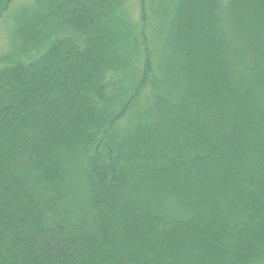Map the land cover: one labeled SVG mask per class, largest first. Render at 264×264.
I'll return each mask as SVG.
<instances>
[{
	"label": "trees",
	"instance_id": "16d2710c",
	"mask_svg": "<svg viewBox=\"0 0 264 264\" xmlns=\"http://www.w3.org/2000/svg\"><path fill=\"white\" fill-rule=\"evenodd\" d=\"M137 1L15 13L0 264H264V0Z\"/></svg>",
	"mask_w": 264,
	"mask_h": 264
},
{
	"label": "rangeland",
	"instance_id": "374dc122",
	"mask_svg": "<svg viewBox=\"0 0 264 264\" xmlns=\"http://www.w3.org/2000/svg\"><path fill=\"white\" fill-rule=\"evenodd\" d=\"M130 1H131V5L129 4V6H127L128 11L134 12L135 15L133 14L134 18L132 17V21L137 22L136 15L139 14L138 1L137 0H130ZM27 2H29V0H17L11 6L12 9L10 10V12H8L7 15L4 17L5 19L0 23V56L9 53L8 51L11 46L10 35L12 36L14 30L13 17L15 13L18 11V9L21 7V5H24Z\"/></svg>",
	"mask_w": 264,
	"mask_h": 264
}]
</instances>
